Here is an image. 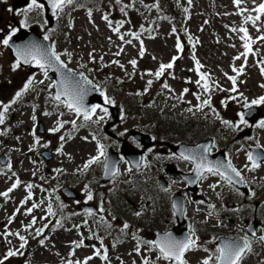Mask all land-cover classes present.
<instances>
[{
    "label": "rangeland",
    "instance_id": "374dc122",
    "mask_svg": "<svg viewBox=\"0 0 264 264\" xmlns=\"http://www.w3.org/2000/svg\"><path fill=\"white\" fill-rule=\"evenodd\" d=\"M166 1L170 2L169 8L178 9L179 17H182V7L184 11L187 9L185 25H189V27L185 29V32L182 30L183 21L182 23L173 22L169 18L171 10L164 9L162 2H158V0H121L119 4L116 3V0H97V8L91 11V17L88 15L89 10L84 8L85 0H77L75 5L65 6L59 16L56 29L47 32V36L57 42L58 52L71 53L70 58L67 55H62L63 60L75 67L85 65L81 69L90 73L91 77L98 82L108 75L114 76L115 81L121 79L123 81L122 90L126 95L125 99L133 104L128 108H136L139 111V122L144 118H152V115H156L158 120H163L165 125H172L177 130L186 126L194 138L203 130L219 127L224 131V135L219 136V140L221 143L225 142L231 139L234 129L223 124L222 119L231 122L235 111L229 109V112L224 115L221 113L223 107L219 103L226 95L232 97L230 91L232 82L227 77L237 75L236 72H233V67H243V71L237 76L236 86L239 88L237 89L235 108L237 105L239 107L240 104L246 102L249 104L253 99L264 96V87H262L264 74L261 72V68L264 67V41L256 39L258 36L264 35V26H262L264 25V16H261V20L255 26L251 22L245 23L246 16L250 14L255 16L256 13L241 12L240 9L254 8L253 0H244L240 7L234 4V0H191V3L189 0ZM260 2L261 0H256L257 4ZM125 5H127L125 11L121 12V7ZM154 5H158V7ZM38 11L41 10L33 9L28 13ZM125 13L127 14L125 15ZM105 15L112 21L111 27L108 21L103 19ZM118 21H124L120 29L122 34L129 32L140 34V40H143L145 49L142 57L139 54L140 40L125 35V41L132 40L131 44H127L119 39L117 33L112 31V27H115ZM2 25L3 22L0 21V28ZM141 26H143V30H141ZM241 27L248 29L255 46L254 52L247 57V63L244 62V57L239 60L234 59L244 44L240 38L243 35L239 31ZM173 28L176 29L175 33L172 31ZM257 28H260V31H257ZM233 29H237V31H233ZM177 37L183 45L182 52H178L176 49ZM121 48L124 51L120 52L118 56L115 55ZM93 49L95 50L93 53L95 61L91 60L88 55ZM101 56H103V61L100 59ZM174 56H179L174 67L166 70L165 74L157 79L155 72L159 69L160 64L171 62ZM193 56L203 65L200 71L207 73L210 77L208 83L213 89L210 93H204L203 89L195 83L199 79V75L195 71ZM132 59L137 60L135 68L129 63ZM114 60L119 61L124 67L121 68L118 64H113ZM95 63H98V67H93ZM13 64V58L0 44V105L9 104L29 78L34 77L36 80L33 88L16 100L15 104H11L9 111L5 113L4 123L0 124V126H10L12 129L19 124V129L12 138L14 144L19 143V146L12 147V149H20V154L30 161L26 165V170L32 163L34 166L40 165L41 162L33 157H37L38 152L46 147L45 145L52 146L54 143L58 144L59 150H57L54 160L60 164L56 170H61L62 173L68 174L76 170L89 158L97 155L95 139L84 128L77 126L75 129L73 128L71 121L77 118L76 115L63 105L57 106V102L47 94L44 88L47 79L43 78L42 72L36 70L24 78V72H20L19 68L13 70ZM41 80L44 83H39ZM149 80L152 81L150 87L148 86ZM215 82H218V87L214 84ZM164 83H167L171 90L165 89ZM185 88L189 89L187 93L183 92ZM220 89H225V91ZM241 93L242 95H240ZM197 94L200 95L201 101L210 95L211 107L205 106L202 110H198ZM189 108L192 111H188ZM213 108L215 113L212 111ZM0 111H3L2 106H0ZM46 112L50 114L45 115ZM217 113L219 118H217ZM97 115H103V113L98 109ZM33 116L36 117L35 120L32 119ZM38 118L46 122L47 132L50 134L49 139H46L45 136L37 137L35 134ZM79 120L80 118H77V121ZM58 121H68V123L64 124V127L59 131L51 132L50 129L58 126ZM240 125V122L237 121L236 126ZM259 131L263 134L260 138L264 140V129H259ZM61 136L65 137L63 141L60 139ZM3 137L5 138V136ZM37 139L39 140L38 146L31 150L28 146L29 143L33 140L37 142ZM99 140L101 141V139ZM0 149L4 148L0 147ZM234 149L238 150L237 147ZM5 150L10 151L8 147ZM91 167L98 171L99 163L93 164ZM18 170L21 172L25 168ZM34 177L35 175L28 172L22 179ZM63 182L67 181L55 179L54 182L51 180L46 183L50 190L53 188L54 191L59 192L62 190ZM3 189L4 186L0 188V193L5 191ZM52 197L59 207L70 203V201L64 200L60 194ZM7 199H9V195L7 198L0 196V232L13 228V224L8 226L9 224L3 221L12 211L11 207L5 203ZM37 201L41 202L39 199ZM12 202V206H14L15 203ZM45 202L43 201V204ZM26 217V214H19L14 228L20 222L25 221ZM5 227L7 228L3 229ZM122 238L127 242L112 244L118 260L112 258L108 260H112V264H142L143 256L146 254L143 251L145 248L139 246V254L134 251L137 246L127 230L123 233ZM58 243L56 237L46 236L44 238L43 258L45 260L57 262ZM82 257H86V252H83ZM80 261H82L81 258ZM90 264H101V261L93 259Z\"/></svg>",
    "mask_w": 264,
    "mask_h": 264
},
{
    "label": "flooded vegetation",
    "instance_id": "af4514ba",
    "mask_svg": "<svg viewBox=\"0 0 264 264\" xmlns=\"http://www.w3.org/2000/svg\"><path fill=\"white\" fill-rule=\"evenodd\" d=\"M30 3L31 0H29L26 6L14 9L11 0H0V21L3 22L0 36H2V38L8 35L12 28L16 27L18 29L27 27L21 26L20 22L26 19L24 16L27 13L25 9H27ZM28 23L29 21L27 20V25ZM27 68H29V66ZM261 120H259L257 124H259ZM121 124L122 123L119 125L112 124L107 131L103 129L105 130V138L103 140L106 143V151L112 149L116 152H120L123 147L133 151L141 150L142 158L139 169L135 171L128 162H124L125 165H127V167L129 166V169H131L128 175L129 178L123 177V168H121L120 174L107 184L100 182V178L98 177L100 170L95 171L91 166L86 171L89 177H87L85 173L73 176L69 187L79 191L80 199L71 200L69 212L56 219V221H61L62 226L57 225L55 222L52 230L53 237L61 239L63 242H66V240H68L67 242L74 241L77 237L76 226H79V231H82L85 227V218L88 217L92 219L93 217L101 216L103 214L102 207L107 200L115 206L110 208L109 212L115 211L116 209L121 210L124 202L131 203L132 214L137 218V220H135L137 223L134 224L133 227L141 232L142 241H150L153 239L156 232H165L177 225V217L174 213V201L180 205L183 202V198L189 203L201 200L208 194H212L215 195L216 204L223 205L220 211L224 215L232 217L228 225L222 226V231L220 233L216 234L214 230L206 232L207 240L214 238L213 251L217 248L216 243L222 236L240 238L254 231L256 233L255 236H248L252 241V251L245 255L243 261H245L248 256H252L254 258L249 261L248 264H264V243L259 241V237L264 233V190L260 189L262 193L260 196L253 195V181L251 177L247 173L243 176L245 167L241 166L240 163L234 165L241 171L244 178L243 180L250 190V193L247 195L244 194L241 189H238L233 184L229 185L218 176L207 175L206 179L197 180L196 184L189 183L188 181H193V177L188 176L194 173L193 165L187 161L174 158V153L177 156L180 153L178 150L174 149V146L181 143H198L206 137L202 136L200 140L194 141L184 139L177 133L170 134V136L165 139L160 136L156 123L153 122V120L152 125L144 123L128 129H123ZM248 127L249 123L245 124L238 132ZM131 130L142 131L148 134L150 140L148 139L146 142L142 143L130 133ZM120 133L124 134L120 135ZM151 141L152 144L145 147V144ZM235 143L243 144L244 139H235ZM212 145L214 146L211 148V153L220 150L215 147L216 144L214 141H212ZM221 149L225 151L228 159H232L233 163H236V156L229 145ZM86 185L87 190L85 188ZM97 185H99V187H97L98 191L95 193L92 186ZM210 185L217 186L213 189ZM165 189H168V191H165ZM89 190L93 195V199L90 201L87 200V191ZM100 191L105 198L101 201H99ZM201 195H203L202 198L196 199ZM81 202L97 204L99 212L89 216L86 212L79 209V204ZM109 212H105V214ZM137 212H139L140 215H136ZM36 220L37 223L29 229L30 235L27 239L28 243L23 250H27L28 254L36 256V258H41V256L44 255V245H41L40 240L43 239L44 234L36 236L35 230L38 227H42L43 224L40 219L36 218ZM234 224L236 225L235 227ZM252 224H254V226L252 230H250ZM88 234L94 239H98L97 237L100 239L102 236L100 232H95L90 228ZM154 251L155 256H157V251ZM198 260L201 259H196V261ZM166 264L170 263L166 262Z\"/></svg>",
    "mask_w": 264,
    "mask_h": 264
},
{
    "label": "snow or ice",
    "instance_id": "6c2138e0",
    "mask_svg": "<svg viewBox=\"0 0 264 264\" xmlns=\"http://www.w3.org/2000/svg\"><path fill=\"white\" fill-rule=\"evenodd\" d=\"M77 0H48V3L50 4L53 14L55 15L57 12H62L65 8V6H72L75 5ZM121 0H116V3H120ZM244 2V0H234V4L237 7H240V5ZM189 3H191V0H189ZM253 4L255 5L252 9H244L241 8V12L249 11V12H255L256 15H248L245 17V23L251 22L254 26L257 24L258 21L261 20V16H264V0H261L260 3H256V0H253ZM158 7V5H154ZM121 7L120 11L124 12L125 8ZM44 8L43 3H38V0H31V3L27 6V9H25L26 12L32 11L33 9L42 10ZM187 11V9H185ZM127 13H125L126 15ZM89 17H91L92 12L89 10L88 12ZM103 19L108 21L109 26H112V21L109 20L108 16H103ZM21 26H27V19L22 20ZM124 21H118L116 23L115 27H112V31L117 33L119 35V39L121 41H125V35H130L133 38L140 40V34L137 32H129L127 34H122L120 32L121 27L123 26ZM264 26V25H262ZM141 30H143V26H141ZM18 29L12 28L10 33L6 36H4L2 39H0V44H2L4 47H9L10 42L13 40V37L16 35ZM172 31L175 33L176 29L173 28ZM233 31H237V29H233ZM240 32L243 33V35L240 37L242 41H244L243 47L245 49L244 52H242L240 55L236 56L234 59L239 60L241 57H244V62L247 63V57L250 53H253L254 50L252 48V43H254L253 38L249 35L248 29L245 27H241L239 29ZM257 31H260V28H257ZM49 36L45 35L44 40H48ZM256 39L260 41H264V35L258 36ZM189 40H191V37H189ZM127 44H131L132 40L125 41ZM176 49L178 52L183 51V45L180 42L179 37H177L176 41ZM13 50L16 54V62L12 65L13 70L19 68L21 66V63L34 65L37 68H39L43 74L45 79L49 78V71H54L59 73L60 79L58 81H52L49 87L55 88L56 91L54 95H52V99L57 102V106L63 105L66 107L70 112L74 113L77 118H80L82 116L83 120L85 122L91 121L93 123H100L105 119V117L109 114L108 108L101 106L99 104L92 105V106H86L84 103L85 96L88 94L89 91L92 89L88 87L92 84V81L88 79L87 76H85L83 73H75L72 69L68 68L67 63L61 59L62 55H67L69 58L71 57V53H60L56 50L55 45L50 46H44L40 43H37L35 41H31L27 44L22 45H12ZM195 47V45H193ZM94 49L92 52H90L89 58L93 61H95L94 56ZM124 49L121 48L119 52L115 53V55H120V52H123ZM145 49H144V43L143 40H140V49L139 54L142 57L144 55ZM101 61H103V56L100 57ZM155 59V57H153ZM179 59V56H174L171 60V62L165 64L161 63L159 66V69L155 72V77L159 79L161 76H163L166 72V70L172 69L174 67L175 62ZM193 59L195 60V71L199 75V79L195 81V83L200 86L204 93H210L213 89L210 87L208 81L210 77L207 73L201 72L200 69L203 67L201 65L199 60H196L195 56H193ZM113 64H118L121 68L124 67L123 64H120L119 61L114 60L112 61ZM129 63L135 68L137 65V60L132 59L129 61ZM105 67L107 65H104ZM81 67H85V65H81ZM233 72H236L237 75L234 76H228L227 78L232 82V88L231 92H237L236 84H237V76L243 71V67L236 68L233 67ZM262 74H264V67L261 68ZM151 75L152 73H148ZM227 75V74H225ZM203 81V83H201ZM36 80L34 77L29 78L27 82L23 85V88L18 91L15 94V98L9 103V104H2L3 111H0V124H3L5 121V113L9 111V108L11 104H15L16 100L21 98L24 93L28 92L33 86L35 85ZM39 83H44L43 80L39 81ZM152 84V81H148V86L150 87ZM163 87L165 89H169V85L167 83L163 84ZM218 87V85H217ZM264 87V85H262ZM221 91H225V89H220ZM147 91V89H145ZM189 89L185 88L183 90L184 93H187ZM104 95L103 93H101ZM138 95L141 93H137ZM242 95V93L240 94ZM183 97V93L181 94V99ZM197 101L201 100L200 95H196ZM230 99H237L236 96L230 97ZM104 103L105 104H113L114 101L104 96ZM222 104H225L227 101L223 100L221 101ZM264 104V96L259 97L258 99H253L251 101V105H261ZM247 102L244 104L245 108L250 107ZM205 106L211 107V97L210 95L203 99V101L197 106L198 110H202ZM97 109L103 115L97 116ZM188 111H192L191 108L188 109ZM212 111L215 113V109L213 108ZM50 113H45V115H49ZM63 115V113H61ZM93 117H96V119H93ZM217 118H219V115L217 113ZM33 120L36 119L35 116L32 117ZM239 122L240 124H247L248 121L245 119V114L240 113L239 114ZM68 123V121H58L57 127H54L50 129L51 132H57L60 130V128L64 127V124ZM222 123L225 125H228L230 127H236V125H233L232 122L228 120H222ZM71 124L73 125V128L76 127V121H71ZM260 128L264 129V120H261L258 125ZM124 133H120V135H123ZM60 139L63 141L65 139L64 136H61ZM86 139V138H85ZM93 139H95V136H93ZM37 143H39V140L37 139ZM47 146V145H45ZM214 145H198L196 148L191 149H185L179 153L177 156L175 153L173 154V157L176 159L184 160L193 165V171L195 173L196 180H203L207 178V175L212 176H218L221 180L225 181L229 185H232L234 183H240L243 182V176L241 174V171L238 170L231 162L230 159H228L226 162L223 160L218 161H211L209 160V154L211 152V148ZM261 145L257 144V148H260ZM59 151V150H58ZM123 159V157H121ZM247 159L251 162V169L255 170L259 167H261V164L264 163V154L253 152L247 153ZM102 164L105 169V175L111 176L113 178L117 177L120 174L119 168L117 166V163L115 161H111L110 158L107 156L106 152V146L102 143H100L97 140V155L92 156L89 158V160L83 165V169H88L93 164ZM139 167V165H136ZM245 167H248L245 165ZM131 171V169H128ZM60 171V170H57ZM35 174V173H34ZM15 175V173H13ZM43 179V177H41ZM189 183H194L195 181H188ZM20 180L17 179L15 183L11 185L10 188L7 189V191L0 193V196H3L5 198L8 197L9 193L13 191V189L17 188L20 185ZM217 185H210L213 189ZM34 186L32 184L27 185L28 193H27V199L25 201H21V203H26L27 200L32 199V188ZM87 190V185L85 186ZM165 191H168V189H165ZM254 195V193H253ZM93 195L91 191H87V200H92ZM43 203V201H41ZM200 203H203V201H200ZM176 205H174L175 207ZM39 207V204H32L30 208L27 209L26 214H30L34 208ZM64 207L61 205V208ZM209 207L214 208V205H209ZM19 211V209H17ZM87 214L89 216L94 215L91 209L86 210ZM47 212L49 216H55L56 213L53 212L52 205L49 204L47 208ZM136 215H140L139 212L136 213ZM211 215V213H209ZM11 217L9 218V222H11ZM42 219H46V217H43ZM103 219V218H101ZM37 223V220L35 217L31 220V222L26 226V228H31L33 225ZM106 223V222H105ZM57 225H61V221H56ZM48 225L45 224L42 227H38L35 230L36 236H40L43 234L44 229L47 228ZM79 227V226H76ZM108 227L110 228L111 225L108 224ZM124 229L129 228V225L125 223L123 225ZM5 239L7 240L8 236L15 235L19 238L20 244L19 248L16 250L9 249L4 257L0 259V264H5V261L12 256L16 255H22L23 253L20 252V249L25 248L26 244L28 243L25 236L20 235L19 232L12 233L5 231L3 233ZM253 236L256 235V233L253 231ZM99 239V237H97ZM134 239H138L134 237ZM259 241L261 243H264V235H261L259 237ZM8 243H11L10 240H7ZM40 243L43 244L44 240H40ZM139 243H144L151 246V249H154L157 251L158 255L156 256L157 260H164L169 261L170 264H188V261L185 259V254L189 252L190 250L198 247L197 245V238L195 237V230L190 229L189 235L185 236L183 239H179L175 236H173L171 233H164L162 236H160L158 239L150 240V241H139L138 245L134 249L138 254L140 252ZM75 248H80L84 245V241L81 239L80 241H74L73 242ZM103 244V241L101 240V245ZM205 252H208V249H204ZM252 251V241L249 239L248 236L240 237L236 240H230L229 242L222 243L220 246H218L213 253H210L207 255L201 262V264H242L245 255L248 252ZM95 255L100 257L104 261H108V253L107 249L105 248L103 251V254H101V249L96 248ZM92 257H87L83 262L81 261H71L69 260L67 264H87L88 260H91ZM143 264H152V261L145 258L143 260Z\"/></svg>",
    "mask_w": 264,
    "mask_h": 264
},
{
    "label": "water",
    "instance_id": "95a60500",
    "mask_svg": "<svg viewBox=\"0 0 264 264\" xmlns=\"http://www.w3.org/2000/svg\"><path fill=\"white\" fill-rule=\"evenodd\" d=\"M39 1H43L46 6H47V16L49 18H51L53 16V11H52V8L50 6V4L48 3V0H39ZM24 1H20V0H13V5L14 6H22V3ZM31 41H35L37 43H40L44 46H50V42H45L42 38L40 37H37L36 35H32V36H28V33L26 32H22V33H18L16 34L14 37H13V40L10 42V46L8 48H10L11 50V54L16 58V54H15V51L13 50V47L12 45H22V44H27ZM23 65H27V64H24L22 63ZM57 81L60 79V76H59V73H57L55 75ZM88 87H90L92 90L88 92V94L85 96V99H84V103L86 106H92L93 103H94V100L97 98L98 94H99V91L92 85H89ZM56 91V89H55ZM41 132H44L43 130H41ZM111 159V156L109 157ZM112 160V159H111ZM113 161V160H112Z\"/></svg>",
    "mask_w": 264,
    "mask_h": 264
},
{
    "label": "trees",
    "instance_id": "16d2710c",
    "mask_svg": "<svg viewBox=\"0 0 264 264\" xmlns=\"http://www.w3.org/2000/svg\"><path fill=\"white\" fill-rule=\"evenodd\" d=\"M161 2L164 4V6L168 9L169 8V2L168 1H165V0H161ZM165 7H164V9H165ZM171 9V11L173 10L172 8H170ZM174 10H177L176 8H174ZM178 16H176L174 19H176V21H178Z\"/></svg>",
    "mask_w": 264,
    "mask_h": 264
},
{
    "label": "bare ground",
    "instance_id": "6f19581e",
    "mask_svg": "<svg viewBox=\"0 0 264 264\" xmlns=\"http://www.w3.org/2000/svg\"><path fill=\"white\" fill-rule=\"evenodd\" d=\"M169 2V1H168ZM170 3V2H169ZM49 155H53V152H48Z\"/></svg>",
    "mask_w": 264,
    "mask_h": 264
}]
</instances>
